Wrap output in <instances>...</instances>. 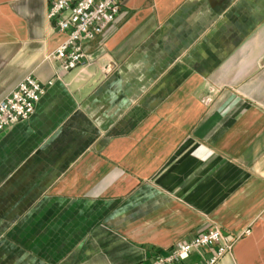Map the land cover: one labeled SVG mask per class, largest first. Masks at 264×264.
<instances>
[{
    "label": "crops",
    "instance_id": "crops-1",
    "mask_svg": "<svg viewBox=\"0 0 264 264\" xmlns=\"http://www.w3.org/2000/svg\"><path fill=\"white\" fill-rule=\"evenodd\" d=\"M48 8L0 0V102L52 82L0 133V264H150L213 228L218 264H264V0H126L69 72Z\"/></svg>",
    "mask_w": 264,
    "mask_h": 264
},
{
    "label": "built area",
    "instance_id": "built-area-1",
    "mask_svg": "<svg viewBox=\"0 0 264 264\" xmlns=\"http://www.w3.org/2000/svg\"><path fill=\"white\" fill-rule=\"evenodd\" d=\"M47 18L55 22L65 40L56 49L53 59L64 72L81 66L87 58L85 44L95 41L108 30L121 14L126 0H48ZM47 85H41L33 76L26 77L12 93L0 102V133L27 121L45 94ZM208 97L203 103L210 104ZM237 239L223 234L219 228L199 232L189 241L172 246L166 255L150 264H191L193 254L200 256L196 264H218L229 254ZM212 254H209L212 251Z\"/></svg>",
    "mask_w": 264,
    "mask_h": 264
}]
</instances>
